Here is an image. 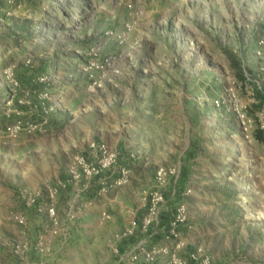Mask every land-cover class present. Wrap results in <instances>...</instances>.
Instances as JSON below:
<instances>
[{
  "label": "rangeland",
  "instance_id": "374dc122",
  "mask_svg": "<svg viewBox=\"0 0 264 264\" xmlns=\"http://www.w3.org/2000/svg\"><path fill=\"white\" fill-rule=\"evenodd\" d=\"M0 133V264H58L97 207L94 264H117L115 244L172 251L180 207L179 261L264 264V0H0ZM91 143L119 154L127 184L96 198L92 183L82 202L69 184L51 203L47 189ZM159 169L177 174L159 186ZM157 189L158 225L119 242ZM23 193L53 204L59 226L34 224Z\"/></svg>",
  "mask_w": 264,
  "mask_h": 264
},
{
  "label": "built area",
  "instance_id": "2783aa9c",
  "mask_svg": "<svg viewBox=\"0 0 264 264\" xmlns=\"http://www.w3.org/2000/svg\"><path fill=\"white\" fill-rule=\"evenodd\" d=\"M19 128H7L5 134L15 137L18 134ZM1 134V133H0ZM177 174L175 169L164 170L159 169L155 174V181L159 186L165 182L167 177H173ZM129 176V170L126 166L120 164L119 154L111 150L104 143H91L88 146L87 155H77L73 158V161L67 171L68 181L66 183H58V185L52 189H47V198L51 203L58 199L59 195L65 190L69 184L73 186L81 185V189L78 190L75 198L79 199V202L83 201V195L88 193L92 183L96 184L95 196L96 198H103L110 191L121 188L127 184ZM189 194V191L186 192ZM37 194L23 193V198L26 200V205L35 208L38 215H45L55 229L59 226V219L56 213V209L53 204L46 208L39 207L37 205ZM163 195L159 189H157L152 195H150L146 215L140 222H132L130 228L125 233H122L117 237L121 242L124 238L129 237L136 229L147 232L149 229L158 225V216L160 207L163 205ZM91 201H84L80 208L87 209L91 207ZM185 208L180 207L176 211V215L169 222L168 230H166L165 239L173 241L175 247L172 251L166 249H160L152 247L149 250L143 249L142 244H138L134 249L119 253L117 244L114 247V254L117 256V264H155L159 256H168L170 264H185L177 259L176 253L182 250L183 244L180 241V234L178 229L183 225L185 221ZM67 219H74L75 213L66 215ZM12 221L19 226L25 225V219L21 215H13ZM55 233V232H54ZM118 242V243H119ZM25 245H16L14 247L13 255H20L26 251ZM35 249L40 254H46L47 249L41 243L35 246ZM190 260L195 264H210L209 260L205 257L201 258L195 255V253L189 255Z\"/></svg>",
  "mask_w": 264,
  "mask_h": 264
},
{
  "label": "crops",
  "instance_id": "0c3cea01",
  "mask_svg": "<svg viewBox=\"0 0 264 264\" xmlns=\"http://www.w3.org/2000/svg\"><path fill=\"white\" fill-rule=\"evenodd\" d=\"M12 197V195H10ZM10 196L8 194V199H10ZM12 199V198H11ZM10 207V206H9ZM11 208V207H10ZM102 211V208H94L92 210H88L86 211L82 216V222L85 224L86 223V228L82 229L81 231L79 230H75L74 232H72V236H71V247L68 253V250H58L59 253H57L58 255L55 256L57 258V262L58 264H68L69 262H72L73 264H94V260H95V254H93L91 252V250H93L96 240L100 237L99 235L101 233L97 232V229L94 228V225H97L98 223V218H99V214ZM43 215V214H42ZM42 215H36V222L34 224L38 225L39 220L42 219ZM4 218H2L0 216V224H2V220ZM49 224V222H48ZM109 227V231L111 230V227ZM87 230V232H86ZM109 231L106 234H109ZM86 232V233H84ZM84 234L87 236L86 238L88 239V242H90V244H86V250L83 249L84 246L82 245V243L85 241L84 240ZM103 235V234H101ZM51 236V235H50ZM52 237V236H51ZM67 246V245H66ZM57 248V246H55V249ZM48 249V248H47ZM35 251L37 252V250L35 249ZM34 251V252H35ZM35 252V253H36ZM48 252V250H47ZM38 253V252H37ZM36 253V255H38ZM40 256V255H38ZM85 258V261H83ZM8 264H18L15 261H11L8 260Z\"/></svg>",
  "mask_w": 264,
  "mask_h": 264
},
{
  "label": "trees",
  "instance_id": "16d2710c",
  "mask_svg": "<svg viewBox=\"0 0 264 264\" xmlns=\"http://www.w3.org/2000/svg\"><path fill=\"white\" fill-rule=\"evenodd\" d=\"M257 138L258 141L264 144V136H258Z\"/></svg>",
  "mask_w": 264,
  "mask_h": 264
}]
</instances>
